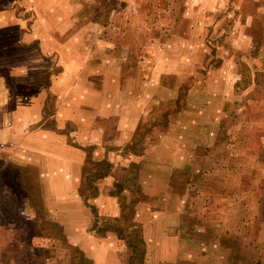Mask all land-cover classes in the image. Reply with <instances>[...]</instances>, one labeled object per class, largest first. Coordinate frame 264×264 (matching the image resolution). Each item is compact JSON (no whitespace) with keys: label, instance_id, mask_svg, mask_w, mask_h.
<instances>
[{"label":"rangeland","instance_id":"rangeland-1","mask_svg":"<svg viewBox=\"0 0 264 264\" xmlns=\"http://www.w3.org/2000/svg\"><path fill=\"white\" fill-rule=\"evenodd\" d=\"M0 264H264V0H0Z\"/></svg>","mask_w":264,"mask_h":264},{"label":"crops","instance_id":"crops-1","mask_svg":"<svg viewBox=\"0 0 264 264\" xmlns=\"http://www.w3.org/2000/svg\"><path fill=\"white\" fill-rule=\"evenodd\" d=\"M27 104H29V103H27ZM60 126H61V125L57 123L56 127H57V128H61ZM72 134H74V133H72ZM73 136H74V135H73ZM84 141H85V139L83 140V142H84ZM90 141H91V140H90ZM90 141L87 140L86 143L89 144ZM84 144H85V143H84ZM72 154H73V151H72ZM75 172H76L77 174L79 173L78 170L75 171Z\"/></svg>","mask_w":264,"mask_h":264}]
</instances>
